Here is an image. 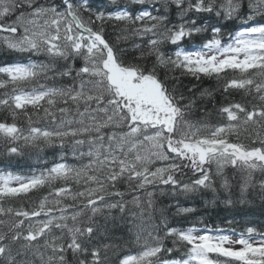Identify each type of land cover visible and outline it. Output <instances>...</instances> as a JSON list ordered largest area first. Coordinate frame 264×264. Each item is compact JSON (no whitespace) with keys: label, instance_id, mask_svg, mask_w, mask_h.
I'll list each match as a JSON object with an SVG mask.
<instances>
[{"label":"snow or ice","instance_id":"6c2138e0","mask_svg":"<svg viewBox=\"0 0 264 264\" xmlns=\"http://www.w3.org/2000/svg\"><path fill=\"white\" fill-rule=\"evenodd\" d=\"M0 51V156L53 150L0 171V264H264L180 203L264 206V0H0Z\"/></svg>","mask_w":264,"mask_h":264},{"label":"trees","instance_id":"16d2710c","mask_svg":"<svg viewBox=\"0 0 264 264\" xmlns=\"http://www.w3.org/2000/svg\"><path fill=\"white\" fill-rule=\"evenodd\" d=\"M211 23H217L215 19ZM225 27V40L228 39L227 33L234 31V26L231 22L220 21ZM203 42V37H196L192 43L186 44V47H192L193 44L199 45ZM15 57L13 53H7L0 51V60H7V62H12ZM191 83H197L195 81L184 80V84L191 86ZM214 86V82L206 81L203 87ZM217 105L220 102V96L217 94ZM232 99L241 100V94L236 93L233 95ZM208 110L212 111L211 122L217 123V117L215 111L212 109V105L208 104ZM193 120H199L202 118V112L198 107L192 117ZM247 143L248 141H244ZM0 151H2V146H0ZM43 159H38L37 155L30 149L25 150V155L22 157H12L5 158L0 156V171H12L13 173L28 174L32 170H36L45 166V161L50 163L53 159V150L46 149L41 153ZM231 171V170H229ZM207 199L211 198V193L207 194ZM181 204L184 206H194L197 208V213L194 215L205 216V222L209 227L215 228L219 226L226 230L227 234H231V230H235L236 233L244 232L247 227H255L259 231H264V206L259 203L250 206L248 208H235L227 209L223 205L216 208H206L204 201L197 198L195 201L181 198ZM27 206V205H26ZM231 220L232 223L228 224L227 221ZM119 255V253H117ZM115 257H113L114 259Z\"/></svg>","mask_w":264,"mask_h":264},{"label":"rangeland","instance_id":"374dc122","mask_svg":"<svg viewBox=\"0 0 264 264\" xmlns=\"http://www.w3.org/2000/svg\"><path fill=\"white\" fill-rule=\"evenodd\" d=\"M233 239H236V237H232Z\"/></svg>","mask_w":264,"mask_h":264}]
</instances>
